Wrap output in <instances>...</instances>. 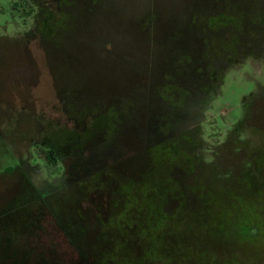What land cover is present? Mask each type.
Returning <instances> with one entry per match:
<instances>
[{"label": "rangeland", "instance_id": "1", "mask_svg": "<svg viewBox=\"0 0 264 264\" xmlns=\"http://www.w3.org/2000/svg\"><path fill=\"white\" fill-rule=\"evenodd\" d=\"M0 264H264V0H0Z\"/></svg>", "mask_w": 264, "mask_h": 264}, {"label": "trees", "instance_id": "2", "mask_svg": "<svg viewBox=\"0 0 264 264\" xmlns=\"http://www.w3.org/2000/svg\"><path fill=\"white\" fill-rule=\"evenodd\" d=\"M19 2H15L13 5L18 6ZM29 9H27L28 11ZM44 157L45 159L50 162L51 164L55 165L57 162V155H56V150L54 148H48L47 150L44 151Z\"/></svg>", "mask_w": 264, "mask_h": 264}]
</instances>
